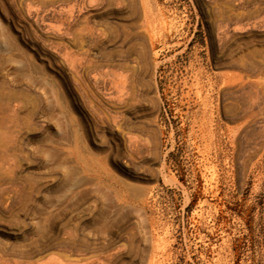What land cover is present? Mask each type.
Returning <instances> with one entry per match:
<instances>
[{
	"label": "rangeland",
	"instance_id": "obj_1",
	"mask_svg": "<svg viewBox=\"0 0 264 264\" xmlns=\"http://www.w3.org/2000/svg\"><path fill=\"white\" fill-rule=\"evenodd\" d=\"M0 264H264V0H0Z\"/></svg>",
	"mask_w": 264,
	"mask_h": 264
}]
</instances>
